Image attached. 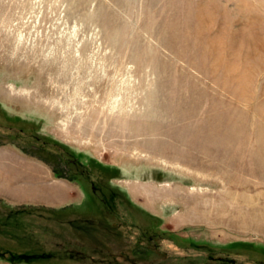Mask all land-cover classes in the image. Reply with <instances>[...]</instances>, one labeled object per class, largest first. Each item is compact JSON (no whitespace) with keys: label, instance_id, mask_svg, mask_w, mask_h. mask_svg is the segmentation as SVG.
Wrapping results in <instances>:
<instances>
[{"label":"rangeland","instance_id":"rangeland-1","mask_svg":"<svg viewBox=\"0 0 264 264\" xmlns=\"http://www.w3.org/2000/svg\"><path fill=\"white\" fill-rule=\"evenodd\" d=\"M0 264H264V0H0Z\"/></svg>","mask_w":264,"mask_h":264},{"label":"flooded vegetation","instance_id":"flooded-vegetation-1","mask_svg":"<svg viewBox=\"0 0 264 264\" xmlns=\"http://www.w3.org/2000/svg\"><path fill=\"white\" fill-rule=\"evenodd\" d=\"M66 170H67V173L69 174V173H70V171H69V169H68V166H66Z\"/></svg>","mask_w":264,"mask_h":264}]
</instances>
